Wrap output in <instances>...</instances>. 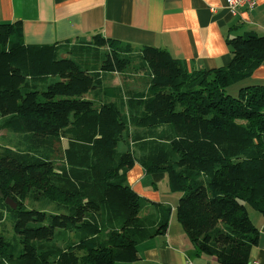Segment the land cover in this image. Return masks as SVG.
I'll return each instance as SVG.
<instances>
[{"label": "trees", "instance_id": "trees-1", "mask_svg": "<svg viewBox=\"0 0 264 264\" xmlns=\"http://www.w3.org/2000/svg\"><path fill=\"white\" fill-rule=\"evenodd\" d=\"M226 43L227 65L189 69L166 48L99 32L27 44L21 20L1 22L0 130L22 147L0 150V223L13 231L0 230V264L137 259L172 209L127 183L136 163L180 192L174 216L193 256L247 264L259 237L248 209L264 215V84L245 81L264 62V34ZM144 69L145 88L105 82Z\"/></svg>", "mask_w": 264, "mask_h": 264}, {"label": "crops", "instance_id": "crops-1", "mask_svg": "<svg viewBox=\"0 0 264 264\" xmlns=\"http://www.w3.org/2000/svg\"><path fill=\"white\" fill-rule=\"evenodd\" d=\"M228 0H0V23L21 20L27 44H47L75 37L90 38L95 33L130 44L166 48L189 69L225 66L231 59L226 38L246 32L264 34V0L252 10L232 12ZM264 84V62L248 81ZM135 169V170H134ZM135 164L128 172V184L149 200L169 204L172 215L166 232L137 244V259L126 264H209L193 256L190 243L176 221V201L159 197L152 176ZM160 181V180H159ZM158 181V182H159ZM157 182V185H158ZM148 192L154 195H147ZM146 194V195H145ZM153 198V199H152ZM248 215L258 228V242L247 264H264V215L249 208Z\"/></svg>", "mask_w": 264, "mask_h": 264}, {"label": "rangeland", "instance_id": "rangeland-1", "mask_svg": "<svg viewBox=\"0 0 264 264\" xmlns=\"http://www.w3.org/2000/svg\"><path fill=\"white\" fill-rule=\"evenodd\" d=\"M259 35H262V34H259ZM148 73H149L148 69H144L143 72L139 75L133 74L132 70H129L128 71V74H130L129 78H123L121 74L117 73V74L111 75V77L106 79L105 82H106V84L117 86L118 84L123 85V81H125V79H126V83H128L131 86H133V84H136V86H138L139 88H141V87L145 88L146 84L144 82L146 81V79H148ZM245 82H247V83H261V81H256V80L245 81ZM228 91H229V93H231L233 95L236 94L235 87L229 88ZM86 97H91V93L87 94ZM20 139H21L20 136L14 134L8 130H5V129L0 130V150L6 146L11 147L13 149H17L18 147H22V145L19 144ZM118 148L120 150L124 149V144L120 143ZM151 181H152V176L147 175L142 180V183L144 184V187H147V184L149 185ZM128 182H129V180L127 179V183ZM157 193H158L159 197H161L163 199L166 198V199L172 201V203L175 202L176 200H178V198L181 195L180 192H171L169 190L166 175L163 176V178L158 182ZM147 195H154V194H151L150 192H148ZM143 197H146V196H143ZM147 199H151V198H147ZM11 226H12L11 221L6 217L3 220V222L0 223V230H2V232L6 236L10 237L13 233ZM118 264H123V263H118Z\"/></svg>", "mask_w": 264, "mask_h": 264}, {"label": "built area", "instance_id": "built-area-1", "mask_svg": "<svg viewBox=\"0 0 264 264\" xmlns=\"http://www.w3.org/2000/svg\"><path fill=\"white\" fill-rule=\"evenodd\" d=\"M228 7L232 12H235L237 8H245L247 10H252L257 0H228Z\"/></svg>", "mask_w": 264, "mask_h": 264}, {"label": "water", "instance_id": "water-1", "mask_svg": "<svg viewBox=\"0 0 264 264\" xmlns=\"http://www.w3.org/2000/svg\"><path fill=\"white\" fill-rule=\"evenodd\" d=\"M0 196H2L1 191H0ZM5 203H6L7 205H9L10 207H12V208H16V203H15V201H14L13 199L9 198V197H6V198H5Z\"/></svg>", "mask_w": 264, "mask_h": 264}]
</instances>
